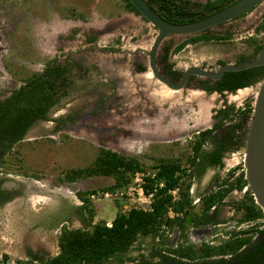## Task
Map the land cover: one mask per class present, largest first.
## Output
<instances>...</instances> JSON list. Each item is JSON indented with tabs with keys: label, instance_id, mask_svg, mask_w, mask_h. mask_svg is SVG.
<instances>
[{
	"label": "trees",
	"instance_id": "trees-1",
	"mask_svg": "<svg viewBox=\"0 0 264 264\" xmlns=\"http://www.w3.org/2000/svg\"><path fill=\"white\" fill-rule=\"evenodd\" d=\"M124 8L130 12H139L129 2L121 0ZM235 0H207L205 4L192 3L189 0H146L164 19L171 23L183 24L200 19ZM144 19V18H143ZM262 21L257 27L259 31ZM201 34L192 36L180 43L173 52L186 42L224 38L226 35ZM255 50L261 45L254 38ZM243 59V58H240ZM162 61L170 69L166 56ZM243 61V60H242ZM241 60L236 62L240 63ZM223 64V61H219ZM264 77V65L253 66L238 71H226L222 78L213 84L204 81L205 91L220 95L235 92L237 89L254 85ZM29 88L18 90L6 99L11 106L0 110L1 136L12 137L17 141L23 133L38 119H46L50 106L54 102L52 84L49 79L31 78ZM252 105L237 108L232 104H223L214 113V122L209 128L198 133L193 151L186 157V165L181 159L158 157L150 170L152 176H144L146 193H151L150 209L131 208L125 213H116L111 225L96 223L91 225L87 214L86 194L94 190L77 192L81 200L77 207L83 226L64 227L58 235L59 251L53 256L42 258L35 254L26 260H17L18 264H264V213L254 202L249 189L244 199L235 206L234 213L219 218V208L224 199L233 190L242 191L246 186L243 168L237 172L229 168L223 177L216 176V183L210 192L199 194L197 207L193 205L190 188L195 178H200L208 165L224 166L223 158L229 153L243 148ZM48 119V118H47ZM3 134V135H2ZM209 148H205L206 141ZM190 168V169H188ZM143 164L136 158L100 148L93 163L86 167L73 169L67 179L79 176H112L114 182L104 187L114 190L130 182L137 171H145ZM177 188L178 198L172 200L170 190ZM5 201L3 199L0 202ZM171 208L174 215L168 217ZM214 208V209H213ZM191 215L192 227H205L219 222L232 220L235 225L225 228L224 235L217 243L209 241L199 244L187 240L186 217ZM179 230L180 242L171 245L166 231ZM150 238L146 245L142 242ZM132 251L136 253L131 255ZM0 264H11L9 256L2 254Z\"/></svg>",
	"mask_w": 264,
	"mask_h": 264
},
{
	"label": "rangeland",
	"instance_id": "rangeland-1",
	"mask_svg": "<svg viewBox=\"0 0 264 264\" xmlns=\"http://www.w3.org/2000/svg\"><path fill=\"white\" fill-rule=\"evenodd\" d=\"M24 1L0 0V8H22L21 4H25ZM70 5L75 7L73 11L69 10L68 7ZM29 8H46L44 20L50 19L52 22L57 18L55 16L56 13L63 15L64 19L61 17L57 18L63 28L68 27L70 23L66 18L74 19L73 21H76L81 28L89 26L99 27L111 22H120L124 28H128L127 31L129 29L133 30L124 42L128 50H133L134 43L141 38L144 43L140 45L143 48L149 47L156 33L154 27L143 19L140 14L130 12L124 8V3L121 0H29ZM262 21H264V1L250 11L212 27L206 32L207 35H226L223 39L209 38L195 44L186 42L185 46H182L183 50L175 51L170 60L180 61L179 63L181 64L198 61V63L204 65L205 62H208V66H214L211 63L216 58L229 57L234 51L246 50V40L249 36H255V34H257L256 36H264V25L259 31L254 28ZM51 27L53 28V25ZM37 35L40 37L39 34ZM130 36L131 38H129ZM117 37L116 33H111L101 37V40L117 45ZM181 39L177 38L174 42ZM166 40L171 41L172 39L167 37ZM103 42L101 44H105ZM169 44L172 46L171 42ZM50 54L44 50L43 57L48 58ZM121 58L126 59V74L123 84L131 87L126 94L127 99L124 98V100L135 102L137 99H135V96L140 99L138 91L141 90L138 86L139 83L136 84L138 77L132 76L133 74L129 70V61H132V57L122 54ZM140 77L142 78L143 76ZM150 83L154 84L152 88L155 90L152 94L149 93L150 97L155 98L157 103L167 106H158L152 109L151 113L147 114L145 112V114L139 115L135 119L126 120V118H119L121 120L117 122H120V126H127L128 129L132 130V133L137 135L133 141L127 139L126 144L124 143L123 147L119 148V151L137 157H142V154H149L153 157L178 158L181 159L184 165L188 163L185 159L192 153V146L195 144L198 133L205 128H209L214 122L215 111L221 108L224 103L234 105L235 110L247 107L249 104L252 105L256 90V84L243 88L245 89L244 96L236 99L234 97L239 89L232 93H225L222 96L217 93L209 95L191 87L173 91L157 82L153 77ZM96 84H100V82L96 81ZM168 91L170 94L164 96ZM130 96H132V99H129ZM79 101H84V97H79ZM128 121L131 122L127 124L126 122ZM105 122L109 123L110 121L107 120ZM48 125L40 127L43 128V131L40 132L42 135L40 133H32V139L24 140L17 144L12 153L6 155L0 161V170H2L0 172H4L7 176L22 178V176L28 175L27 171L35 170V172H38L40 169V176L38 173L34 174L38 178L37 181L43 185V187L39 188L38 194L33 195L36 196L33 199L36 200V203L31 200L29 204L25 199H21L17 201L18 203H11L0 209V259L2 254H7L11 264H18L16 263L17 260H26V250L28 248L44 259L58 253L57 238L59 232H44L36 230L33 226L35 215L54 202V192L51 191L54 190V187L60 185L64 189L63 191L70 193L67 196H70L74 203H80L82 199L75 193L85 190L103 192L106 190L104 187L114 182L112 176L91 175L77 178L71 176L73 169L86 167L93 163L99 149L102 148V144L106 143V140L101 139L99 141L92 135L88 137L82 132L73 140H68L67 137L62 139L50 137L46 135L49 128ZM40 128L39 130H41ZM204 147L209 148L208 140ZM242 152L243 148H240L225 156L223 168L207 167L201 178L197 181L195 180L191 185L190 194L192 199L194 200L199 196L211 179L216 176L223 177L229 168H235L237 172H240L241 168H243ZM150 158H143L142 164L146 170L134 173L130 180V182H133L134 178L139 179L138 182H140L143 191L142 198L150 194L146 193L144 189V176H152L155 172L150 170L151 165L154 163ZM69 173H71L69 176L71 179L66 178ZM136 188L138 189V187ZM239 192L233 190L232 193L230 192L227 195L226 200L234 201L235 198H239ZM90 193L86 194V197L88 199L87 214L88 216L90 215L89 221L91 225L110 223L116 213H125L133 206L145 207L142 204L128 200L127 196L122 199H104L102 197L100 199H90ZM135 196L136 194H133L132 197L135 198ZM197 204L198 201L193 203L196 207ZM229 213L227 204L220 206L219 214L223 218L227 219L230 217ZM172 215L174 213L170 208L167 216L170 217ZM227 222L233 221L228 220ZM68 227H71L69 223ZM165 234L170 240V230L166 231ZM142 242L146 245L150 242V238L145 237ZM213 243L215 244V241ZM135 253V251H132L131 255ZM124 264L128 263L125 262Z\"/></svg>",
	"mask_w": 264,
	"mask_h": 264
},
{
	"label": "flooded vegetation",
	"instance_id": "flooded-vegetation-1",
	"mask_svg": "<svg viewBox=\"0 0 264 264\" xmlns=\"http://www.w3.org/2000/svg\"><path fill=\"white\" fill-rule=\"evenodd\" d=\"M189 1L191 4L194 2L205 4L207 2V0ZM24 2L25 4H21L22 8H0V110L5 107L10 110L7 107H10L11 104L6 99L20 90V88H29L31 78L36 80L38 77H43L53 82L52 91H54V95L52 99H54V102L47 114L48 119H38L32 123L23 133L21 139L15 141L12 137L1 136L0 133V161L6 155L12 153L17 144L24 140L32 139V133H40L43 131V128L40 127H46L48 124L49 128L46 135L50 137L61 139L67 137L68 140H73L82 132L88 137L92 135L99 141L101 139L106 140V143L102 144L103 149L134 157L140 163L145 157H152L150 158L152 161L158 158L149 154H142V157H137L119 151V148L123 147L127 139L133 141L137 135L132 133V130L128 129L127 126H120V122L117 121L122 118H126V120L135 119L139 115L145 114V112L147 114L151 113V110L158 106H167L157 103L156 99H152L149 95V93H153L150 88L154 84L150 83L152 77L148 71L146 51L149 47L143 48L140 45L144 43V40L142 38L138 39L134 43L133 50H128L124 42L133 30L129 29L127 31L128 28H124L120 22H111L99 27L89 26L81 28L76 21H73L74 19L66 18L70 23L68 27L63 28L57 21V18L60 17L64 19L63 15L56 13L55 16L57 18L53 22L50 19L44 20L46 8H29V0ZM68 8L73 11L75 7L70 5ZM57 11L60 12L59 10ZM52 25L53 28L51 27ZM257 26L254 28L256 29ZM111 33L117 34V45L101 40V37ZM256 35L249 36L246 40V50L234 51L229 57H219L214 59L213 63L209 62L214 66H208V62H205L204 65L198 63V61L181 64L179 63L180 61L170 60V57L175 53L173 52L174 49L184 40L192 37H184L174 42L179 37L170 35L168 37L172 40L165 41L166 37L158 47L155 63L163 76L173 82H177L190 65L214 70L221 65L219 61L236 63L240 60L246 61L255 58L258 50L264 46V36ZM254 38L257 44L261 45L258 50H255V44L251 42ZM200 41L202 40L191 43L195 44ZM102 42L105 44H101ZM170 42L172 46L169 44ZM44 50L51 53L48 58L43 57ZM181 50H183V47L176 52ZM122 54L132 57V61H129V70L133 74L132 76L138 77L140 81L142 80L140 82L138 78L136 79V84L139 83L138 86L141 91H138L140 99L135 96V99L137 98L135 102L124 100L131 87L123 84L126 74V59L121 58ZM164 56H166L167 62L171 64L170 69L162 61ZM140 76L143 77L140 78ZM206 79L208 78L190 74L182 89L191 87L208 93V91L203 89ZM217 80L208 79V84L211 85ZM96 81L100 82V84H96ZM144 87L146 88L142 91ZM79 97H84V101H79ZM129 99H132V96ZM107 120L110 122L106 123L105 121ZM130 122L126 123L129 124ZM207 167L218 166L208 165ZM27 173V176H22L21 178L7 176L4 172H0V200H5L0 202V209L21 199H25L30 204L31 200L36 197L33 195H37L39 188L43 187L34 174L38 173L39 175L40 169L38 172L29 170ZM200 178H195V180L197 181ZM216 181V177L211 179L200 194L210 192ZM247 189L245 186L239 192V198H235L234 201L226 200L227 197L224 199V204H227L229 208V215L234 213L238 202L244 199V193ZM63 190L60 185L51 190L54 192V202L35 215L33 226L36 230L44 232L58 231L60 234L64 227L77 228L83 226L77 210L81 201L80 203L76 201L74 203L70 196H67L70 193ZM196 199L199 201V196ZM35 201L33 200L32 202L36 203ZM219 218L223 217L219 214ZM68 223L71 227H68ZM234 225V222H219L208 225L213 226L214 229L211 235L206 238L202 235V232L197 235L193 234L192 230L196 227H192L190 223L189 226L186 225L188 227L186 230L187 241L195 244L206 241H215L217 243L222 237H225L223 234L225 228H231ZM173 231L170 233V244L176 245L177 242H180V235L178 232L176 237ZM30 253L39 256L38 253L28 248L26 250V259L29 258Z\"/></svg>",
	"mask_w": 264,
	"mask_h": 264
},
{
	"label": "water",
	"instance_id": "water-1",
	"mask_svg": "<svg viewBox=\"0 0 264 264\" xmlns=\"http://www.w3.org/2000/svg\"><path fill=\"white\" fill-rule=\"evenodd\" d=\"M264 0H235L223 8L214 11L200 19L192 22L175 24L164 19L155 11L145 0H129L136 8L140 16L149 22L156 33L150 42L146 51L148 59V71L152 77L170 90H180L183 88L190 74L197 75L210 80H217L222 77L226 71H238L253 66L264 64V46L261 47L255 58L240 63L227 62L219 65L216 69L210 70L200 68L196 65H190L183 72L177 82L169 80L163 76L155 63L157 49L162 41L168 36L179 38L193 36L207 29L215 27L221 23L227 22L238 17L256 6ZM246 88V87H243ZM238 90V89H237ZM214 92L208 93L209 95ZM243 176L246 180V187L249 189L254 202L264 213V77L256 83V90L252 102L251 115L247 125V132L242 152ZM191 223V215L186 217V225ZM213 226L193 228L192 233L197 235L202 232L206 238L211 235ZM178 230L173 233L177 237ZM174 243V241H173Z\"/></svg>",
	"mask_w": 264,
	"mask_h": 264
},
{
	"label": "built area",
	"instance_id": "built-area-1",
	"mask_svg": "<svg viewBox=\"0 0 264 264\" xmlns=\"http://www.w3.org/2000/svg\"><path fill=\"white\" fill-rule=\"evenodd\" d=\"M140 175H141V173H140ZM138 180H139L138 178H134L133 182H129L125 186L118 187L114 190H105L103 192H92L89 194V197H90V199H94V198L100 199L101 197L104 199H122L123 197L127 196L128 200H131L137 204H142L146 207L145 208V207H140V206L139 207L133 206V208H140V209L149 210L152 194L150 193L148 195H145L144 198H142L141 195H143V191H142V188L140 186V182H138ZM136 187H138V189ZM177 190L178 189L175 188V189H172L169 191L170 194L172 195V200H175L178 198ZM133 194H136L135 198L132 197ZM195 202H197V199H194L193 203H195ZM106 225L110 226L111 222L107 223ZM210 242L213 243L214 241H210Z\"/></svg>",
	"mask_w": 264,
	"mask_h": 264
},
{
	"label": "bare ground",
	"instance_id": "bare-ground-1",
	"mask_svg": "<svg viewBox=\"0 0 264 264\" xmlns=\"http://www.w3.org/2000/svg\"><path fill=\"white\" fill-rule=\"evenodd\" d=\"M149 76V75H148ZM141 78V77H140ZM150 90L153 92V88H150ZM158 90V89H157ZM156 90V91H157ZM150 91V92H151ZM155 91V90H154ZM157 92H159V91H157ZM166 94L167 95H169L170 94V92L168 91V92H166L165 93V95L164 96H166ZM244 94H245V89H243V88H240L239 90H238V92H237V95L234 97V98H236V99H240V98H242L243 96H244ZM150 95V94H149ZM153 99V98H152Z\"/></svg>",
	"mask_w": 264,
	"mask_h": 264
}]
</instances>
